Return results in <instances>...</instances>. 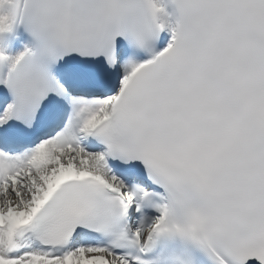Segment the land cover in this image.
<instances>
[{"label": "snow or ice", "instance_id": "6c2138e0", "mask_svg": "<svg viewBox=\"0 0 264 264\" xmlns=\"http://www.w3.org/2000/svg\"><path fill=\"white\" fill-rule=\"evenodd\" d=\"M0 264H264V0H0Z\"/></svg>", "mask_w": 264, "mask_h": 264}]
</instances>
